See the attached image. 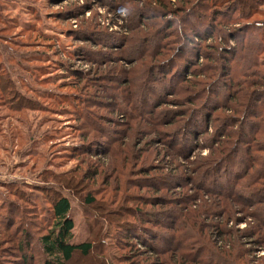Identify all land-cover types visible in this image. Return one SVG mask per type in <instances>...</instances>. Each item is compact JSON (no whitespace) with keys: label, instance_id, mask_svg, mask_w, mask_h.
<instances>
[{"label":"rangeland","instance_id":"1","mask_svg":"<svg viewBox=\"0 0 264 264\" xmlns=\"http://www.w3.org/2000/svg\"><path fill=\"white\" fill-rule=\"evenodd\" d=\"M64 196L69 264H264V0H0V264Z\"/></svg>","mask_w":264,"mask_h":264},{"label":"trees","instance_id":"2","mask_svg":"<svg viewBox=\"0 0 264 264\" xmlns=\"http://www.w3.org/2000/svg\"><path fill=\"white\" fill-rule=\"evenodd\" d=\"M52 211L54 226L41 237L45 264H69L76 252L88 254L93 247L91 243L73 241L74 222L69 199L65 196L55 199Z\"/></svg>","mask_w":264,"mask_h":264}]
</instances>
